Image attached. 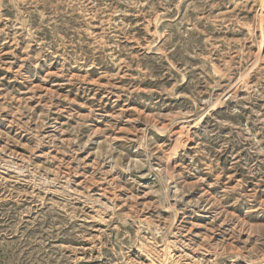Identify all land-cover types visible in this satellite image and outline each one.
Segmentation results:
<instances>
[{"label":"rangeland","instance_id":"1","mask_svg":"<svg viewBox=\"0 0 264 264\" xmlns=\"http://www.w3.org/2000/svg\"><path fill=\"white\" fill-rule=\"evenodd\" d=\"M0 264H264V0H0Z\"/></svg>","mask_w":264,"mask_h":264},{"label":"bare ground","instance_id":"2","mask_svg":"<svg viewBox=\"0 0 264 264\" xmlns=\"http://www.w3.org/2000/svg\"><path fill=\"white\" fill-rule=\"evenodd\" d=\"M171 158V157H170ZM171 162V161H170ZM167 169H169V168H167ZM171 170H172V166H171ZM169 173H170V171H169Z\"/></svg>","mask_w":264,"mask_h":264}]
</instances>
